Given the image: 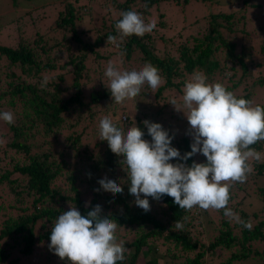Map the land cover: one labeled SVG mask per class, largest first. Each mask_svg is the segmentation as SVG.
I'll list each match as a JSON object with an SVG mask.
<instances>
[{"label":"trees","instance_id":"1","mask_svg":"<svg viewBox=\"0 0 264 264\" xmlns=\"http://www.w3.org/2000/svg\"><path fill=\"white\" fill-rule=\"evenodd\" d=\"M10 1L16 6L26 0ZM49 1L43 2L41 9ZM191 1L208 0H112L113 7H107L110 18L102 19L101 26L91 17V5L62 0L64 10L49 23L26 22L31 14L28 10L6 24L14 27L9 38H17L0 44V60H4L0 71L7 69L5 88H0V112L14 115L13 124L4 121L6 132L0 140V264H17L31 255L38 243L50 244L54 222L70 205L86 216L97 204L103 215L120 225L117 242L123 243L127 252L126 259L117 264H138L141 260L159 264V259H169L171 264H207L209 258L224 251H230V256L221 264L248 259L264 264V247H257L264 241V217L261 212L248 211L244 198L255 194L264 202V162L250 161L253 173L245 183L237 182L230 188L228 208L239 220L251 223L249 230L237 219L225 217L223 209L194 207L185 211L167 195L160 201L148 197L151 210L145 213L129 193L127 165L111 152L107 141L99 139V122L108 117L125 131L136 125L144 131L143 139L151 141L143 124L146 119L113 102L104 74L109 62L122 72L139 71L149 62L160 70L162 85L150 95L146 84L133 99L143 106H153L159 99L165 103L171 91L181 92L194 70L204 71L209 83L216 74L222 75L230 82L224 85L226 89L238 98L251 100L254 90L264 86V72L255 71V67L264 69V41L261 59L253 62L251 52H237L233 40L246 25L240 9L196 19L190 24L198 25L196 34L179 43L176 54L159 52L153 32L157 34V27L166 26L160 5ZM124 11L140 13L146 23L153 13H159V20L151 33L125 38L117 48L107 43V36H118L115 24ZM2 27L0 23V31ZM237 72L240 80L232 79ZM247 76L252 78L244 82ZM240 88L243 94L238 93ZM163 110L161 106L147 121L162 117ZM173 134L172 147L181 155L191 151V138L169 131ZM251 147L264 153V141ZM193 161L204 163L206 158L195 155L187 163ZM63 176L68 185L58 189ZM105 176L120 183L123 193L113 196L102 189L94 191L100 188L97 181ZM175 221H183V231L175 230ZM58 261L67 264L60 258Z\"/></svg>","mask_w":264,"mask_h":264},{"label":"clouds","instance_id":"2","mask_svg":"<svg viewBox=\"0 0 264 264\" xmlns=\"http://www.w3.org/2000/svg\"><path fill=\"white\" fill-rule=\"evenodd\" d=\"M155 28V20L146 23L140 13L124 11L115 24L118 36L108 35L107 43L119 48L125 38H142ZM104 74L116 104L134 99L146 84L155 90L163 83L160 70L150 62L139 71L123 72L109 62ZM168 103L182 112L189 124L186 135L192 137L191 151L183 155L171 146L175 134L170 136L159 123L143 121L151 137L148 141L136 125L125 131L108 117L99 122V139L107 141L111 152L127 165L129 193L135 197L136 206L147 213L151 210L148 197L160 201L167 195L185 211L194 207L205 211L223 209L225 217L235 218L251 230V223L239 220L228 204L232 185L245 183L253 173L250 161L264 162V153L251 147L264 141V106H253L251 100L238 98L222 83H209L202 70H194L185 82L179 104L174 97ZM0 120L13 124L14 115L0 112ZM197 154L203 155L206 162L193 161L189 165L187 161ZM173 159L178 162L171 163ZM97 183L100 188L94 191L102 189L113 196L123 193L122 185L107 176ZM119 226L102 214L98 204L86 216L70 205L54 222L48 247L67 264H117L126 259L127 252L123 243L117 242ZM173 227L183 231L184 223L175 221Z\"/></svg>","mask_w":264,"mask_h":264},{"label":"rangeland","instance_id":"3","mask_svg":"<svg viewBox=\"0 0 264 264\" xmlns=\"http://www.w3.org/2000/svg\"><path fill=\"white\" fill-rule=\"evenodd\" d=\"M45 1L47 0H26L16 6H13L10 0H0V23L2 26H4L0 31V44H5L8 40L16 37L14 36L13 38H9L10 31L14 29V27L8 26L6 24L16 16L20 15L22 12H27L28 10L31 12V14H29V16L26 18V22L29 21V23H32L34 21H39L42 23V25H44L45 23H49L53 18L57 17L60 11L64 10L63 4L61 3L62 0H59V2L50 0L46 7L41 9L42 3ZM80 3L81 5H91V17L93 18V21L96 22V25L99 24V26H101L102 19L109 20L110 14L107 13V7H113L112 0H80ZM159 9V11L163 13V16L166 20V26L164 28L160 26L157 27V21L159 20L157 15L159 13H153L151 20L156 21L157 28L155 30L157 34L155 32H153V34L154 36L157 35L156 46L160 53L161 51L167 50L170 54H176L175 47L186 38H189L191 34H196L198 25L194 27H191L190 25L194 23L196 19H200L205 15L208 16L209 13H223L230 10L234 12L240 9V14H243L246 18V25L244 30L242 32L236 33V36L233 39L237 44V52L240 50H243L246 53L251 52V58L253 62H257L259 59H261L260 48L262 45L261 43L264 41V0H208L205 2L191 1L185 5H177L175 3L165 2L160 5ZM26 29H28V27H26ZM25 32L27 33V30H25ZM162 34L164 35L163 38L160 37ZM218 59L220 62H222L223 56L219 55ZM3 63L4 60H0V65ZM255 71L259 74L261 71L264 72V69L255 67ZM6 72V68L4 69V73L0 71V88L2 89L5 88L6 84ZM221 76L222 75L217 76L216 74L213 79L214 81H211V83L219 82L222 84L224 83L223 85H228V83L230 84V82H226V79H223ZM254 76L256 77V75ZM239 77L240 73L237 72L236 76L232 79L238 80ZM251 78L252 76H247L243 81H249ZM183 88L184 86L182 87L181 92L171 91L169 94H167V101L165 103L159 99L160 102L154 104L153 106H143L142 103L134 102L132 99L126 100L123 104L126 105V109H128V111H133L135 115L139 114L143 116V119L146 120L152 118L157 110L162 106L164 108L162 117H156L152 121L154 123L161 124L163 128H166L171 132H175L178 136L185 135L192 139L191 136L186 135V132L189 128L186 117L182 112L176 111L175 108L168 103L169 99L174 97L177 99L179 104L182 100ZM155 90L150 89V95H152ZM238 93H241V88L238 89ZM251 101L253 102V106L257 104L264 105V86L258 87L256 90H254V95H252ZM120 119L125 122L127 121V118L124 119V115H121ZM5 132V123L3 120H0V140L2 139V135L5 134ZM200 155L201 154H197L196 158H198ZM201 159H205V157L201 155ZM66 185H68V183L65 181V176H63L58 181L56 187L59 189L61 186L66 187ZM244 198H246L245 208L248 211L261 212L262 216L264 217L263 201H261L255 194L247 195ZM1 203L2 201L0 199V204ZM201 229L203 232H205L203 226H201ZM255 243L256 242L253 243V247H255ZM48 245L49 243L47 242L38 243L33 253L28 257L21 258L17 264H60L58 261L59 258H57L56 255L50 251ZM257 245L258 248H263L264 241H261ZM15 255L16 254L14 253L13 256ZM229 256L230 251L221 252V255L215 256L213 259L208 257L209 259L207 264L225 263ZM241 262H237L235 264H256L255 261H252L251 259ZM138 264H144V261L141 260ZM159 264L171 263L169 259H159Z\"/></svg>","mask_w":264,"mask_h":264}]
</instances>
